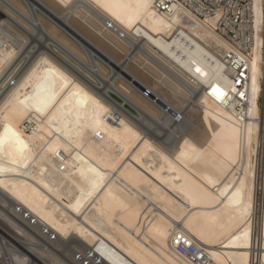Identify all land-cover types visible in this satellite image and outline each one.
Segmentation results:
<instances>
[{
	"label": "bare ground",
	"instance_id": "obj_1",
	"mask_svg": "<svg viewBox=\"0 0 264 264\" xmlns=\"http://www.w3.org/2000/svg\"><path fill=\"white\" fill-rule=\"evenodd\" d=\"M43 1L123 70L111 85L137 114L44 51L11 81L18 52L0 37V264H193L178 244L198 264H264V0H248L244 46L217 32L218 11L172 0Z\"/></svg>",
	"mask_w": 264,
	"mask_h": 264
},
{
	"label": "rangeland",
	"instance_id": "obj_2",
	"mask_svg": "<svg viewBox=\"0 0 264 264\" xmlns=\"http://www.w3.org/2000/svg\"><path fill=\"white\" fill-rule=\"evenodd\" d=\"M14 1H16V3H17V5H16L17 8L14 7L16 3L12 4L6 0H0V3H1L0 4V10H1L0 11V20H1L0 21V37L4 38L8 42V45L13 46V48L17 49V52H18L13 59V60L16 59L15 64H14V61L12 60L11 64L8 65L9 67H12L11 70L7 67L9 70L8 71L5 70V72H4L5 74H9V72L10 71L12 72V69H13V72L11 74L12 77L10 76L11 81L20 73V69L23 70L32 60H34L35 56L38 55V53L44 51V53L46 52V54L50 55V57L52 59H55L60 64L64 65V67H66L69 71L74 73L75 76L77 75L78 78L81 79L86 85H88V86L90 85L89 87H91V88L96 86V87H94V90H96V92L99 93L100 91L101 92L103 91L102 94L107 92V96L110 99L111 104L115 105V108L120 107L119 109L120 110L122 109L123 112L126 113L128 116H130L132 118L136 117L137 112H136L134 106H132L127 101H125V97H123L124 95H121V90H118L116 88L113 89V87H115V86L111 85L112 83H115V82L119 83L121 80L119 81L118 79H120L121 76H122L121 79H124V81H126V78L119 72V69H120V71H123V70L117 66L118 64H116L115 61L112 58H110L107 53L103 52V49H100V46L98 47L97 44L96 45L98 48L96 47V45L92 46V44H91L92 42L87 38V36H84V37L80 36L82 33H79L78 29L75 28L70 23H68L67 21H66L67 22L66 23L65 20L62 18L63 14L60 15V12L58 10L56 11V9L55 10L52 9V7L48 6V4L45 3V1H43V0H14ZM3 6L5 9L2 8ZM20 6H21V8H20ZM6 9H7V11H9L8 13L5 11ZM2 11H3V13H2ZM6 15H7V17H6ZM1 16H4V17H1ZM8 17H10V19ZM12 17H14V18H12ZM41 21H45L46 23L41 22ZM43 24H47V26L50 25V27H53L55 32L57 30V32L59 34L61 33L60 35H63L65 37V39L68 37L67 41L69 40L68 41L69 43L72 42L75 49L77 48L76 51H79L78 53L80 55H78V53H72L66 46L64 47L62 43L59 44V41H58V39H56L55 36H52L53 37V39H52V37H50L51 34L49 36L47 33L48 30L43 28V26L46 27ZM70 25L72 28L70 27ZM7 26H8V28H7ZM28 29H29V31H28ZM65 32H66V34H65ZM80 32H82V31H80ZM76 33H77V35H76ZM19 35H21V36L19 37ZM74 35H76V36L74 37ZM83 35H85L84 32H83ZM40 37H42V39ZM78 37L79 38L81 37L82 39L80 38V40H79ZM20 38H22V39L24 38L25 42ZM85 38L87 40H89L90 43ZM75 39H76V41H75ZM83 39H85L86 41H84ZM26 40H27V42H26ZM47 40H49V41H47ZM20 41H22V42H20ZM36 41H38V42H36ZM12 42H14V43H12ZM40 42L42 43L41 46H40ZM76 42L79 44H76ZM25 44H27V45H25ZM31 44H32V46H31ZM57 44H59V46ZM89 44H91V47ZM61 45H62V47H61ZM29 47L30 48L33 47V48L30 49ZM94 47H96L95 48L96 50L94 49ZM27 48H29L32 52ZM35 50H36V52H35ZM33 51H34V53H33ZM134 51H135V48H133L131 53L133 54ZM131 53L128 51L127 54L129 56H131L132 55ZM263 53H264V45H263ZM17 55H20V56L17 57ZM107 55H108V57H107ZM55 56H56V58H55ZM81 56H82V59H80ZM17 62H18V67L16 66ZM96 65L97 66L100 65L99 69H101L104 73H102V71L100 72V70H98V67ZM101 66H102V68H101ZM18 69H19V71H18ZM15 74H16V76H15ZM130 78H132V77H130ZM112 80H113V82H112ZM116 80L119 82H117ZM132 80L137 82L135 78H132L130 81H132ZM127 82H128V80H127ZM110 86H112V88ZM108 87L111 88V90H108L109 92L105 91L107 89H110ZM258 106H259L260 110L262 112H264V61H263L262 92H261V95L258 99ZM150 123H151V121H150ZM151 124L153 127L157 126L156 121L155 122L153 121ZM163 132L165 133V130ZM258 135L256 137V143L253 145L254 153L252 155V160L257 161L258 172H259L258 175H259V180L261 181L263 169H262V163H261L262 159H261L260 142L262 141L263 136L261 137V135H263V134H260V132H259ZM260 200H261V194H260V192H258V204H260ZM6 208L4 207L2 209V211L3 212L7 211L6 213H10L9 210H7L8 208L7 209ZM4 209H6V210L4 211ZM6 213H3V214H6ZM259 215H260V209L258 206L256 233L258 232V229H259ZM3 250H2L3 255H5V258H7V259L10 258L9 256L11 254L13 255L19 251V249L16 246L3 248ZM8 250H13V251L8 252ZM253 251L259 252V250H253Z\"/></svg>",
	"mask_w": 264,
	"mask_h": 264
},
{
	"label": "built area",
	"instance_id": "obj_3",
	"mask_svg": "<svg viewBox=\"0 0 264 264\" xmlns=\"http://www.w3.org/2000/svg\"><path fill=\"white\" fill-rule=\"evenodd\" d=\"M184 7L199 18L203 14H211L214 11L220 13L217 32L223 31L225 38L229 41L241 42L244 46L245 37L248 35L247 26V4L248 0H172ZM246 43V42H245ZM233 44V43H232ZM177 253L191 258L193 264H198L200 259L194 258L195 249L191 246L184 247L178 244Z\"/></svg>",
	"mask_w": 264,
	"mask_h": 264
},
{
	"label": "snow or ice",
	"instance_id": "obj_4",
	"mask_svg": "<svg viewBox=\"0 0 264 264\" xmlns=\"http://www.w3.org/2000/svg\"><path fill=\"white\" fill-rule=\"evenodd\" d=\"M101 6H108V5H104L102 4ZM197 72H200V69L197 68L196 69ZM253 71L255 72V65L253 66ZM210 88H211V91H210V95L214 96L217 100H221L225 93L221 90V88L217 85H210ZM252 90L253 92L256 91V79H255V76H253L252 78ZM233 91H235V89L233 88ZM242 98L245 97V93L243 92H240L238 93ZM7 131H10V129H8ZM5 142V137H0V150H2V146Z\"/></svg>",
	"mask_w": 264,
	"mask_h": 264
}]
</instances>
